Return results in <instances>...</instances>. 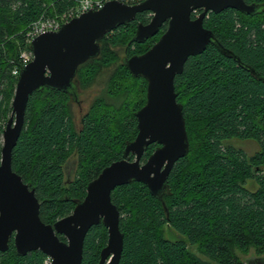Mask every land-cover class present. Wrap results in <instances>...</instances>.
Listing matches in <instances>:
<instances>
[{
  "label": "trees",
  "instance_id": "obj_1",
  "mask_svg": "<svg viewBox=\"0 0 264 264\" xmlns=\"http://www.w3.org/2000/svg\"><path fill=\"white\" fill-rule=\"evenodd\" d=\"M245 2L262 8L255 16L232 9L210 13L204 22L241 63L210 44L191 57L175 79L190 149L175 164L163 201L138 182L112 194L124 234L120 264H205L191 252L193 246L214 264H240L235 250L255 249L257 258L264 259V0ZM75 5V0H0V161L18 81L13 70L20 52L30 50L25 33L41 17L65 14ZM151 18L149 12L139 14L104 38L100 56L79 67L77 90L89 87L101 71L118 62L111 46L128 44L124 59L150 50L167 25L144 44L132 39L137 25L148 24ZM124 59L115 66L105 94L92 102L79 131L72 119L71 95L44 88L30 97L12 166L35 189L45 224L69 216L85 199L89 183L121 160L127 143L138 135L136 113L147 102L148 83L132 76ZM234 139L255 141L261 151L248 157L228 144ZM157 147L147 148L142 163ZM72 156L77 164L73 179L65 173ZM247 180H254L259 188L247 189ZM165 232L174 239L166 238ZM108 237L102 223L90 229L82 264H99ZM44 258L40 251L18 256L11 239L9 250L0 253V264H42Z\"/></svg>",
  "mask_w": 264,
  "mask_h": 264
},
{
  "label": "water",
  "instance_id": "obj_2",
  "mask_svg": "<svg viewBox=\"0 0 264 264\" xmlns=\"http://www.w3.org/2000/svg\"><path fill=\"white\" fill-rule=\"evenodd\" d=\"M261 8L245 0H145L133 6L109 1L101 10H91L74 18L59 32L33 39L30 49L34 59L20 70L12 114L2 135L0 253L9 250L13 239L20 257L40 251L51 257L53 264H82L86 236L92 227L102 223L109 237L99 264H120L124 234L120 229L121 212L112 202L113 192L118 187L138 182L145 184L153 197L163 201L175 164L189 153L183 105L177 100L176 77L183 74L191 57L205 52L210 44L241 63L205 28V19L210 13L221 14L228 9L255 16ZM196 11L201 13L193 19ZM145 12L151 13L152 18L148 24L137 25L133 43H146L156 37L164 25L167 30L146 53L123 61L132 76L148 83L147 102L136 113L138 135L127 143L121 160L106 167L89 183L85 199L77 203L69 216L54 225L45 224L40 217L35 189L26 184L12 166L13 151L24 127L30 97L49 88L78 100L75 81L79 67L100 56V42L104 38ZM153 144L158 147L148 161L142 163L145 151ZM58 235L64 236L66 241L60 240ZM260 260L256 264H264V259Z\"/></svg>",
  "mask_w": 264,
  "mask_h": 264
},
{
  "label": "rangeland",
  "instance_id": "obj_3",
  "mask_svg": "<svg viewBox=\"0 0 264 264\" xmlns=\"http://www.w3.org/2000/svg\"><path fill=\"white\" fill-rule=\"evenodd\" d=\"M53 6L54 3L48 5L47 11L49 12V10L53 8ZM63 15H64L63 13H57L53 17H51L50 15L48 17L58 19V18H62ZM109 41L111 40L109 39ZM109 41L107 43L108 46H110ZM104 46L102 45V48ZM128 46H129L128 44L127 45L119 44L113 47L111 46L110 51L116 54L118 62L115 63L111 68L101 71L99 76L94 80V82L89 87L83 90L78 89V100H73L71 104L72 119L78 131L82 127L83 118L89 112L93 104L92 102L97 97L105 94L104 92L106 91V88L108 86L110 76L113 73L115 66L118 64L120 65L121 60L124 59ZM25 51L26 49L22 50L20 54H22ZM1 143L3 146V138L1 140ZM228 144L234 147L236 150H242L248 157H252L261 151L260 145L255 141H250V140L241 141L234 139V140H230ZM76 171H77L76 159L75 157L72 156L66 164V168H65L66 176L68 178L73 179L76 176ZM245 187L251 191H256L259 188L258 184L254 180H247L245 183ZM164 236L166 238L174 239V237L169 236L168 232H165ZM190 250L200 261L204 262L205 264H214V262L205 254H203L198 247L193 246L190 248ZM235 255L237 256L240 264H244V262L245 263L248 262V264H256L259 261H261L260 259L257 258L258 256L256 255L255 249H250L247 252H243L241 250H235Z\"/></svg>",
  "mask_w": 264,
  "mask_h": 264
},
{
  "label": "built area",
  "instance_id": "obj_4",
  "mask_svg": "<svg viewBox=\"0 0 264 264\" xmlns=\"http://www.w3.org/2000/svg\"><path fill=\"white\" fill-rule=\"evenodd\" d=\"M109 1H118L122 4L133 6L140 4L145 0H75L76 5L69 12L65 13L62 18H50V17H41L39 20L34 22L27 29L25 33L26 43L30 46L33 39L40 35H44L50 32H59L63 25L69 23L74 18L81 16L91 10H101L105 4ZM194 14H200V11L194 12ZM197 15V17H198ZM34 59L33 53L30 50H26L20 54L18 59V65L13 70L14 76H19L20 70L22 67L30 64ZM42 264H53V259L49 256H45L42 261Z\"/></svg>",
  "mask_w": 264,
  "mask_h": 264
}]
</instances>
